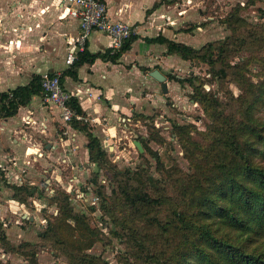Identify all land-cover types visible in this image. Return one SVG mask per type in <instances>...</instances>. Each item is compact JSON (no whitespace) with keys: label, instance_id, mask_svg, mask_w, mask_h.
Returning <instances> with one entry per match:
<instances>
[{"label":"rangeland","instance_id":"obj_1","mask_svg":"<svg viewBox=\"0 0 264 264\" xmlns=\"http://www.w3.org/2000/svg\"><path fill=\"white\" fill-rule=\"evenodd\" d=\"M200 1L203 13L185 27L199 55L166 70L172 91L159 88L163 106L129 125L130 147L120 143L129 150L111 155L101 145L100 157L91 149L92 165L71 194L56 183L48 190L47 175L36 202L27 190L16 192L27 205L0 206L8 219L0 217V264H202L199 250L214 254L198 227L200 197L223 164L243 162L249 145L264 166V0ZM60 168L68 180L70 170ZM59 204L86 222H59ZM218 220L206 219L216 235L245 243ZM246 243L261 251L264 231Z\"/></svg>","mask_w":264,"mask_h":264},{"label":"crops","instance_id":"obj_2","mask_svg":"<svg viewBox=\"0 0 264 264\" xmlns=\"http://www.w3.org/2000/svg\"><path fill=\"white\" fill-rule=\"evenodd\" d=\"M105 1L114 20L136 25L138 38L118 58L110 55L68 66L66 36L77 33L78 20L65 6H59L60 0H0V92L28 84L43 72H60L64 88L76 94L83 110L80 119L66 123L60 110L44 106L43 95L38 94L14 116L0 118V206L27 205L16 195L27 190L30 195L25 198L36 202L38 197L33 193L43 188L41 177L47 175L51 177L44 183L48 190L56 183L68 194L73 193L78 182L82 185L85 180L86 166L92 165L87 160L93 138L103 148H112L111 155L121 154L129 149L121 148L120 143L130 147L132 141L129 125L140 127L143 114L156 105L163 106L161 92H157L162 86L151 76L153 70L167 76L172 91L166 70H172L176 59L184 58L170 53L167 42L147 39L161 36L193 46L188 44L185 27L203 13L197 8L201 1ZM193 21L192 26L200 28L199 19ZM88 45L91 53L106 52L111 40L94 32ZM29 114L31 121L26 123L24 117ZM35 163L44 166L35 170ZM61 165L70 170L68 180L60 171ZM26 215L22 217L28 220ZM0 217L7 225L8 219L2 213Z\"/></svg>","mask_w":264,"mask_h":264},{"label":"trees","instance_id":"obj_3","mask_svg":"<svg viewBox=\"0 0 264 264\" xmlns=\"http://www.w3.org/2000/svg\"><path fill=\"white\" fill-rule=\"evenodd\" d=\"M137 38V34H134L124 42L120 50L114 53L112 48L106 52L91 53L88 45L73 65L94 62L97 58L106 59L110 55L118 58L124 51L131 48ZM147 40L167 42L170 53H176L186 60L191 59L194 55H199L200 52L192 46L170 41L161 36ZM208 46L215 47L213 42ZM62 77L61 75V82ZM38 94L43 95L41 75H35L28 84L0 92V118L14 116L22 105L28 104ZM70 105L79 115L83 113L82 107L75 97L71 98ZM100 146L96 138L90 142L92 152L103 157L105 152ZM250 146L247 154L245 151L241 152V157L244 159L241 164H234L230 168H226L227 166L223 164L222 171L215 174V177L207 185L203 197L199 199V208L197 209L200 210L199 215L202 217V222L198 227L202 237L214 247V254L204 248L199 250V259L203 262L202 264H264V248L256 252L250 250L246 243L249 237L252 238L259 231H264V166L258 165L254 161L250 155L252 149ZM59 205L60 213L55 217L59 222L66 221L71 225L72 222L73 224L86 222L85 217L71 213L72 210L67 204ZM212 218H219L220 224L231 226L237 230L239 239L247 238L245 243L216 235L212 225L208 223L209 221L206 222V219ZM57 230L58 226L51 223L49 231Z\"/></svg>","mask_w":264,"mask_h":264},{"label":"built area","instance_id":"obj_4","mask_svg":"<svg viewBox=\"0 0 264 264\" xmlns=\"http://www.w3.org/2000/svg\"><path fill=\"white\" fill-rule=\"evenodd\" d=\"M59 6H65L68 14L78 20L77 33L66 36L68 45L65 62L68 66H72L86 50L94 32H101L111 39L113 52L120 50L124 42L138 32L135 24L114 20L109 14L105 0H60ZM41 83L44 106L58 108L66 123L80 119V115L70 105L71 98L76 94L64 88L60 72H43ZM24 121H31L30 114L24 117Z\"/></svg>","mask_w":264,"mask_h":264},{"label":"water","instance_id":"obj_5","mask_svg":"<svg viewBox=\"0 0 264 264\" xmlns=\"http://www.w3.org/2000/svg\"><path fill=\"white\" fill-rule=\"evenodd\" d=\"M151 76L154 77L156 80L162 83V87L165 93L168 92V84H167V77L163 74L160 70L156 69L151 72ZM138 148L143 151V146L140 141H135Z\"/></svg>","mask_w":264,"mask_h":264}]
</instances>
